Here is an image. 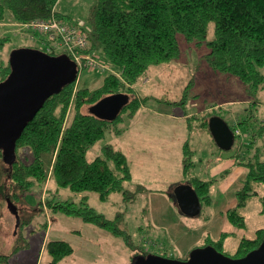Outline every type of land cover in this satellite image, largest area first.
<instances>
[{
	"label": "rangeland",
	"instance_id": "obj_1",
	"mask_svg": "<svg viewBox=\"0 0 264 264\" xmlns=\"http://www.w3.org/2000/svg\"><path fill=\"white\" fill-rule=\"evenodd\" d=\"M96 2L60 0L59 9L68 22L87 28ZM5 14L0 24V64L10 62L16 49L42 46L43 37L22 32L8 6ZM210 28L208 40L215 36L214 25ZM7 37L10 39L2 45ZM179 41L182 57L153 68L135 86L142 99L149 98L145 107L132 118L122 113L117 123L121 133L110 130L88 154L94 160L102 154L104 146L111 144L128 155L134 171V181L126 185L131 192L129 198L123 193H114L103 201L92 193L89 205L110 220L121 216L118 226L133 237L136 247L144 246L153 254L167 253L171 259L184 261L195 249L203 248L208 238L217 240L224 233H232L226 240V250L234 258L240 239L254 236L264 227L262 185L261 195L252 197L243 209L246 227H237L228 215V208L238 204L236 194L249 172L238 159L248 160L259 147L264 152V134L259 129L264 124V91L252 94L236 76L215 71L207 61L210 52L207 44L190 43L183 35H179ZM107 75L84 70L79 75L78 87L94 90L103 85ZM188 89V100L182 104ZM84 112H88V107ZM212 112L237 130L238 138L230 151L220 149L212 132L202 128L205 116ZM243 121L247 123L241 125ZM253 133L257 134L255 143H252ZM187 141L194 151L188 176L184 174L183 163ZM21 154L29 155L24 150ZM218 157L222 159L219 164ZM47 161L51 168L52 159L48 157ZM219 166L225 169L220 171ZM0 167L4 174L1 182H6L8 165L2 159ZM51 174L43 193L36 187L16 203L25 222L21 228L0 192V257H9L0 264H47L52 259L46 250L47 243L57 240L70 242L74 248V253L61 264H135L136 253L121 238L81 217L55 213L46 206L47 200L55 195L60 200H80L68 190H58ZM192 178L216 180L211 191L213 205L205 204L202 214L193 218L181 212L173 198L176 188ZM17 191L16 188L11 194ZM18 245L20 249L14 253Z\"/></svg>",
	"mask_w": 264,
	"mask_h": 264
},
{
	"label": "trees",
	"instance_id": "obj_2",
	"mask_svg": "<svg viewBox=\"0 0 264 264\" xmlns=\"http://www.w3.org/2000/svg\"><path fill=\"white\" fill-rule=\"evenodd\" d=\"M59 1L0 0V24L5 19L6 6L18 23L48 20L54 13L68 22L66 17L57 12ZM91 10L86 29L90 51L111 62L116 73H108L103 85L94 90L79 88L77 81L46 101L44 108L19 138L17 163L8 165L6 182H1L4 174L0 167V192L7 201L11 200L17 206L16 203L36 187L43 193L52 173V180L58 185V190H68L80 198L77 202L75 199L60 200L58 195L53 196L47 200L46 206L55 213L81 217L87 223H93L112 236L121 238L136 253L135 264L149 255L171 259L167 253L153 254L144 246L136 247L133 237L118 226L117 221L121 216L110 220L89 205L92 193L103 201H107L114 193H123L129 198L131 192L126 189V185L133 181L130 161L123 151L111 144L106 145L102 154L94 160L88 158L89 151L110 130L121 133L117 123L121 121L122 113L132 118L147 104L149 98L142 99L135 86L147 78L153 68L182 57L179 35L196 45L207 44L210 49L207 61L215 71L236 76L252 94L264 91V0H97ZM212 24L215 36L208 40ZM7 39L10 38H4L1 44ZM41 39L44 40V37ZM11 70V62L0 64V82L10 76ZM188 91L184 94L182 104L188 100ZM120 93L126 94L130 102L117 120L108 122L90 112V108L101 99ZM86 107L88 112L85 113ZM213 116L221 117L215 112L205 116L202 128L210 131V119ZM245 123L243 121L241 125ZM230 127L236 134L234 126ZM259 129L264 134V124ZM256 135L252 134V143H255ZM21 150L29 155L23 157ZM255 151V155L248 160L242 158L237 161L249 169L248 177L236 194L238 206L228 212L230 220L239 228L247 226L243 209L252 197L260 196L258 185L264 186V152L260 147ZM193 152L190 143H186V176L190 173ZM48 157L53 161L51 168L48 167ZM0 159L3 160V152ZM186 184L197 190L203 206L211 202L210 193L214 182L192 178ZM16 188L18 191L11 194ZM80 194L83 196L80 197ZM173 198L176 201L175 196ZM262 200L264 213V196ZM23 224L25 222L21 219L19 228ZM227 237L225 234L217 241L208 238L203 248L212 245L217 251L229 256L225 245ZM263 240L264 228L257 231L255 238H243L234 258L248 256L263 244ZM18 249L19 245L14 253ZM46 250L52 258L47 264H61L62 260L74 253L72 244L64 240L49 241ZM8 258L1 256L0 261Z\"/></svg>",
	"mask_w": 264,
	"mask_h": 264
},
{
	"label": "water",
	"instance_id": "obj_3",
	"mask_svg": "<svg viewBox=\"0 0 264 264\" xmlns=\"http://www.w3.org/2000/svg\"><path fill=\"white\" fill-rule=\"evenodd\" d=\"M9 60L12 73L0 82V154L3 152L4 163L11 166L17 163V144L26 127L37 117L47 100L78 81L80 70L67 54L54 56L28 47L16 49ZM129 102L126 94L109 95L92 106L90 112L102 120L115 121ZM210 120V131L220 149L232 150L236 134L227 120L219 116ZM175 198L181 212L187 216L193 218L202 214V200L190 184L179 185ZM8 204L19 227V208L11 200ZM262 243L258 249L240 259L226 256L209 245L195 249L188 260L149 255L137 264H264V240Z\"/></svg>",
	"mask_w": 264,
	"mask_h": 264
},
{
	"label": "built area",
	"instance_id": "obj_4",
	"mask_svg": "<svg viewBox=\"0 0 264 264\" xmlns=\"http://www.w3.org/2000/svg\"><path fill=\"white\" fill-rule=\"evenodd\" d=\"M20 30L28 34L44 37L40 46L47 54H67L77 63L80 70L99 71L104 74L116 73L115 67L105 61L97 53L91 52L89 36L86 27L79 24L68 23L57 17L54 13L48 20L36 19L35 21L18 23Z\"/></svg>",
	"mask_w": 264,
	"mask_h": 264
},
{
	"label": "crops",
	"instance_id": "obj_5",
	"mask_svg": "<svg viewBox=\"0 0 264 264\" xmlns=\"http://www.w3.org/2000/svg\"><path fill=\"white\" fill-rule=\"evenodd\" d=\"M59 2H60V1H59ZM57 12H60V13L62 14V12H61L60 9H59V4H58V6H57ZM143 107H145V106H143ZM141 109H142V108H141ZM141 109H140V110H141ZM140 110H139V112H140ZM139 112H138V113H139ZM138 113H137V114H138ZM137 114H135V115H137ZM133 117H134V116H133ZM189 119H190V118H189ZM189 119H188V120H189ZM190 122H191V121H190ZM189 128L191 129V124H190ZM203 129H206V128H203ZM248 135H249V133H248ZM236 139H237V138H236ZM247 140H248V139H247ZM186 143H189V141L185 142V145H186ZM250 144H251V143H250ZM184 151H185V146H184V149H183V155H184ZM255 152H256V151H255ZM126 156H127V158H128V155H126ZM184 160H185V155H184ZM184 160H183V163H184ZM129 161H130V158H129ZM221 161H222L221 157H218V158H217V163L219 164V162H221ZM130 166H131V162H130ZM219 168H220V171H223V170L225 169L224 166H219ZM131 169H132V166H131ZM132 173H133V179H134V171H133V169H132ZM184 174H185V169H184ZM133 179H132V180H133ZM202 180H205V179H202ZM133 181H134V180H133ZM205 181H207V180H205ZM209 182H214V184H215L216 180H211V181H209ZM214 184H213V185H214ZM213 185H212V187H213ZM212 187H211V188H212ZM212 189H213V188H212ZM212 189H211V191H212ZM260 189H261V186H258V190H260ZM260 191H261V190H260ZM210 195H211V193H210ZM260 195H261V193H260ZM79 196L82 197L83 195L80 194ZM213 203H214V200H213L212 195H211V202H210L209 204H207V206H208V207H211V206L213 205ZM237 206H238V204H237ZM237 206H236V207H237ZM203 208H204V206L202 205V210H203ZM232 208H235V206L232 207ZM232 208H228V212H229V209H232ZM245 208H246V207H245ZM262 213H263V211H262ZM263 214H264V213H263ZM263 228H264V227H263ZM263 228H261V229H263ZM259 230H260V229H259ZM257 231H258V230H257ZM257 231H256V232H257ZM225 234L228 235L227 239L229 238L230 235H232V233H224V235H225ZM256 235H257V233H256L254 236H251V237H248V236L246 237V236H244V237H242V238L240 239V241H241L243 238H249V239L255 238ZM222 237H223V236H222ZM222 237H220V238H222ZM220 238H219V239H220ZM219 239H217V240H219ZM217 240H215V241H217ZM239 243H240V242H239ZM225 245L228 246L226 242H225ZM239 245H240V244H239ZM238 247H239V246H238ZM226 248H227V247H226ZM237 249H238V248H237Z\"/></svg>",
	"mask_w": 264,
	"mask_h": 264
}]
</instances>
